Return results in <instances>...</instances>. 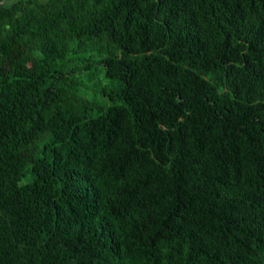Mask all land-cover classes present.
Here are the masks:
<instances>
[{"label": "trees", "instance_id": "obj_1", "mask_svg": "<svg viewBox=\"0 0 264 264\" xmlns=\"http://www.w3.org/2000/svg\"><path fill=\"white\" fill-rule=\"evenodd\" d=\"M0 264H264V0H0Z\"/></svg>", "mask_w": 264, "mask_h": 264}]
</instances>
